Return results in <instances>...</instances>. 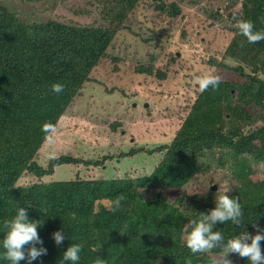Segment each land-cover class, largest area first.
Wrapping results in <instances>:
<instances>
[{
  "label": "trees",
  "instance_id": "obj_1",
  "mask_svg": "<svg viewBox=\"0 0 264 264\" xmlns=\"http://www.w3.org/2000/svg\"><path fill=\"white\" fill-rule=\"evenodd\" d=\"M21 1L28 6L42 0ZM150 1L170 18L182 12L178 4L165 0H94L84 13L93 15L100 10L95 14L99 19L80 24L61 21L57 15L44 22H26L6 6L5 11L0 8V241L4 221L24 207L31 220L42 223L38 234L47 249V255L32 264H71L62 256L72 244L82 246L78 264H186L189 258L191 264H215L220 248L192 254L185 237L188 222L198 221L215 208L218 193L210 188L187 198L186 211L178 205L185 196L173 194L206 172L212 160L232 171L228 196L238 197L243 211L241 225L228 221L217 224L214 231H221L225 242L244 231L254 236V224L264 231V123L251 127L259 120L264 122V40L249 43L238 28L224 56L244 62L251 72L242 63L230 66L226 57L219 62L214 58L217 65L236 71L244 80H221L217 89L203 93L188 91L192 101L184 108L170 143L157 147L136 144L116 154L111 145L89 141L56 152L57 159L50 158L51 147L44 151L47 142L41 129L46 123L56 128L66 123L69 135L76 136L75 126L66 119L69 109L86 84H100L91 78L93 69L111 56L119 33L134 32L129 20ZM242 7L243 20L252 21L254 31H264V0H244ZM134 65L138 75L154 74L152 64ZM154 75L166 78L164 71ZM57 83L64 85L59 94L51 91ZM178 98L184 99L185 94ZM124 128L121 119L108 124L110 134ZM143 154L151 157L149 163L154 157L161 159L150 175H112L117 167L114 161L119 165ZM65 166L79 169L76 178L53 179ZM84 169L88 173L83 177ZM92 170L99 174H90ZM143 184L153 190L150 201L143 200ZM120 195L124 196L120 209L111 211ZM58 230L65 235L59 246L52 237ZM261 246L264 250V241ZM3 253L0 245V264H10ZM231 254L236 255L228 258L232 264L247 261Z\"/></svg>",
  "mask_w": 264,
  "mask_h": 264
},
{
  "label": "rangeland",
  "instance_id": "obj_2",
  "mask_svg": "<svg viewBox=\"0 0 264 264\" xmlns=\"http://www.w3.org/2000/svg\"><path fill=\"white\" fill-rule=\"evenodd\" d=\"M20 1L0 0V5L16 12L26 22L35 19L44 22L54 15L59 16L61 21L75 20L80 24L93 23L99 19L95 14H99L100 10L93 15L84 13L92 8L90 5L94 0H42L28 6ZM165 2L178 4L181 14L170 18L157 10L153 1L138 8L128 22L134 32L119 33L114 47L110 49L111 56L93 69L91 78L100 84H86L69 109V118L66 119L75 126L76 136H70L69 126L62 123L57 126L55 144L47 143L44 151L49 146L52 151L64 153L73 147L96 141L111 145L114 152L120 154L125 148H136V144L157 147L170 143L182 122L184 108L192 101L193 95L188 91L199 90L194 82L196 77L216 75L226 81L241 83L244 80L236 71L217 65L219 60L226 57L225 51L237 32V21L243 20L244 0ZM115 56L119 60H114ZM233 59L226 57L225 60L230 66L242 63L251 72L247 64ZM134 64H152L154 74L164 71L166 78L162 80L154 74L138 75L134 71ZM171 91L174 94H170ZM182 94H185V98H178ZM172 95L177 96V99ZM172 98L174 102H171ZM116 119L123 120L125 128L110 134L108 124ZM263 123L259 120L251 127L256 128ZM150 158L143 154L129 161L124 160L119 165L114 161L117 167L111 174L121 178L150 175L161 160L160 157H154L149 163ZM121 166L122 170L117 169ZM206 166L207 171L195 175L186 188L172 192L185 196L184 201L178 204L185 211L188 205L186 199L191 196L197 197L214 187V192L219 196L228 195L231 191L232 171L218 160L208 161ZM59 169L53 179H74L79 171L78 168L67 166ZM85 170H82L83 177L88 173ZM89 173H95V176L99 174L93 170ZM141 187L143 200H152L153 190L148 189L146 184ZM230 254L228 258L236 257ZM245 264L250 262L245 261Z\"/></svg>",
  "mask_w": 264,
  "mask_h": 264
},
{
  "label": "clouds",
  "instance_id": "obj_3",
  "mask_svg": "<svg viewBox=\"0 0 264 264\" xmlns=\"http://www.w3.org/2000/svg\"><path fill=\"white\" fill-rule=\"evenodd\" d=\"M0 7L3 6L0 5ZM262 22H264V18H262ZM235 27L238 28L241 35L247 38L249 43L255 44L264 40V31H254L255 25L252 21L239 20ZM194 82L199 91L203 93L209 88L217 89L221 79L216 75H204L196 77ZM51 91L59 94L64 91V85L53 84ZM41 130L45 133V141L54 145L57 133L56 126L46 123ZM50 158H58L54 149L50 153ZM123 200V195L118 196L113 202L114 207L110 210L120 209ZM215 203V208L207 214H202L198 221L188 222L185 244L190 252L192 254L210 253L214 249L220 248L221 253L215 264H232V261L228 259L230 253L238 254L241 258L247 259L250 264H264V250L261 246V241H264V231L260 230L258 225H253L257 228V234L254 236L244 231L239 236H235L226 242L221 231H214L217 224H225L228 221H231L233 225H241L243 211L239 198H230L224 194L216 197ZM40 226H42V223L31 220L24 207H20L12 219L5 220L3 223L5 232L2 241H0V245L4 249V259L9 261L10 264H20L23 260H26L27 264H32L41 256L47 255V249L43 247L44 242L38 234V227ZM52 237L57 246L61 245L65 239L64 232L60 230L54 232ZM249 241L251 242L249 243ZM37 245H40V247H37ZM26 246L28 247L26 248ZM81 251V245L72 244L63 253L62 259L71 262V264H78ZM186 264H191L190 258L186 261Z\"/></svg>",
  "mask_w": 264,
  "mask_h": 264
},
{
  "label": "water",
  "instance_id": "obj_4",
  "mask_svg": "<svg viewBox=\"0 0 264 264\" xmlns=\"http://www.w3.org/2000/svg\"><path fill=\"white\" fill-rule=\"evenodd\" d=\"M2 9V11H5L6 9L4 7H0ZM214 190L216 189V187L213 188Z\"/></svg>",
  "mask_w": 264,
  "mask_h": 264
}]
</instances>
